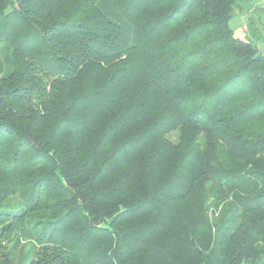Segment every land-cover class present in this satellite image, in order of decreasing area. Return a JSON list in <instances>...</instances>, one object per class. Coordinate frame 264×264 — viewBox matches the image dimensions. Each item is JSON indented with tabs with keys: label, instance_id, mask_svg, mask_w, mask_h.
I'll use <instances>...</instances> for the list:
<instances>
[{
	"label": "trees",
	"instance_id": "1",
	"mask_svg": "<svg viewBox=\"0 0 264 264\" xmlns=\"http://www.w3.org/2000/svg\"><path fill=\"white\" fill-rule=\"evenodd\" d=\"M238 2L0 0V264H264Z\"/></svg>",
	"mask_w": 264,
	"mask_h": 264
},
{
	"label": "rangeland",
	"instance_id": "2",
	"mask_svg": "<svg viewBox=\"0 0 264 264\" xmlns=\"http://www.w3.org/2000/svg\"><path fill=\"white\" fill-rule=\"evenodd\" d=\"M238 3L239 7L236 8L233 17L230 19L229 27L233 30L235 36L252 41L259 52L264 56V16L261 17L262 25H257L253 29L251 26V22L253 21L252 18L254 16L249 13L251 9H254L256 7L258 8L259 0H249V3ZM244 26L249 27V30L247 32L243 31ZM11 201H15V199H12ZM21 246L23 247V249L20 254L15 257V264H25L24 260L21 257H23L24 253H27V251L30 250L31 243H26Z\"/></svg>",
	"mask_w": 264,
	"mask_h": 264
},
{
	"label": "crops",
	"instance_id": "3",
	"mask_svg": "<svg viewBox=\"0 0 264 264\" xmlns=\"http://www.w3.org/2000/svg\"><path fill=\"white\" fill-rule=\"evenodd\" d=\"M259 5V3H258ZM251 15H253L254 17L252 18V22H251V26L252 28L254 29L257 25H262L261 24V17L264 16V10L260 9L259 6L258 8H254V9H251L250 12ZM256 14V15H255ZM249 30V27L248 26H244L243 27V31L247 32ZM263 30H264V26H263Z\"/></svg>",
	"mask_w": 264,
	"mask_h": 264
},
{
	"label": "built area",
	"instance_id": "4",
	"mask_svg": "<svg viewBox=\"0 0 264 264\" xmlns=\"http://www.w3.org/2000/svg\"><path fill=\"white\" fill-rule=\"evenodd\" d=\"M259 8L264 10V0H259Z\"/></svg>",
	"mask_w": 264,
	"mask_h": 264
}]
</instances>
